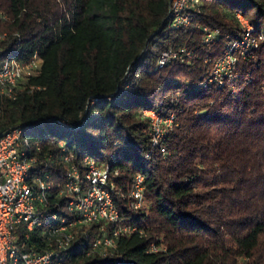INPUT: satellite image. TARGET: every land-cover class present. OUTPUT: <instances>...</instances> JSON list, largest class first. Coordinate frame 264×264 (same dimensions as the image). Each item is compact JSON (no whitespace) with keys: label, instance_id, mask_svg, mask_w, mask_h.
<instances>
[{"label":"trees","instance_id":"16d2710c","mask_svg":"<svg viewBox=\"0 0 264 264\" xmlns=\"http://www.w3.org/2000/svg\"><path fill=\"white\" fill-rule=\"evenodd\" d=\"M170 2L0 0V64L41 58L15 97H1L0 136L28 126L54 188L66 175L61 143L79 165L86 155L109 165L119 211L118 222L78 226L52 264H264L255 255L264 235V205L256 204L264 196V0H199L189 27L179 28ZM235 12L263 39L236 53L232 77L217 86L205 80L211 60L240 38ZM203 25L219 29L214 44L201 42ZM179 46L193 57L159 67L161 51ZM143 110L175 112L161 141L168 154L152 145ZM136 173L143 208L127 195ZM55 193L51 215L61 213ZM119 223L135 229L95 245ZM22 231L16 239L26 250L55 247L42 227L28 238Z\"/></svg>","mask_w":264,"mask_h":264},{"label":"built area","instance_id":"2783aa9c","mask_svg":"<svg viewBox=\"0 0 264 264\" xmlns=\"http://www.w3.org/2000/svg\"><path fill=\"white\" fill-rule=\"evenodd\" d=\"M198 2L199 0H171V26L189 27L190 10ZM235 17L240 27V38L233 41L221 55L211 60L205 82L222 85L225 79L232 77L234 73L236 53L241 55L246 53L263 39L262 34L254 32L253 26L244 15L235 12ZM219 34L218 28L203 25L201 42L205 46L212 45L218 40ZM5 35L6 33L0 32V40ZM193 55V50L186 46L170 47L161 51L157 64L161 67L173 59L184 61ZM40 64L41 58L38 54L27 63H21L13 58H6L1 62L0 112L1 97H15L19 81L26 75L34 73ZM205 82L201 85H205ZM142 114L149 122L152 145L157 146L163 154H168L161 141L177 124L175 112L169 110L166 115H162L154 110H143ZM58 121L67 128H73L65 121ZM27 129L28 126H17L0 136V264H52L60 252L70 246L78 226L92 222L119 221V211L111 195L113 183L109 165L89 155L84 156L79 165L75 162L74 153L67 151L61 143L60 160L66 167V175L62 182L56 183L57 188H54L52 175L42 168L47 162L45 159L40 160L32 152L31 138L25 133ZM53 189L56 191L55 197L62 198V202L61 213L53 212L51 215L53 209L50 207L49 194ZM144 190V175L136 173L127 194L133 199L134 208L145 207ZM16 224L24 225L22 234L25 238H28L35 229L44 228L48 240L54 242L55 247L42 251L24 249V241L21 245L17 243ZM133 229L135 226L119 223L112 231L113 235L99 238L95 245L111 246L114 242L113 236L129 233ZM150 247L153 251L157 250L154 244Z\"/></svg>","mask_w":264,"mask_h":264},{"label":"rangeland","instance_id":"374dc122","mask_svg":"<svg viewBox=\"0 0 264 264\" xmlns=\"http://www.w3.org/2000/svg\"><path fill=\"white\" fill-rule=\"evenodd\" d=\"M143 115V114H142ZM144 116V115H143ZM145 117V116H144ZM177 120V119H176ZM174 127V126H173ZM172 127V128H173ZM144 204H146V201L144 200ZM256 204L261 207L262 205H264V196L262 197H258V201L256 202ZM15 228H16V231H15V235H19V229L23 230L24 229V225L23 224H16L15 225ZM255 255L257 257H259L261 259L262 262H264V235L261 236V240L260 242L258 243V246L256 248V251H255Z\"/></svg>","mask_w":264,"mask_h":264}]
</instances>
